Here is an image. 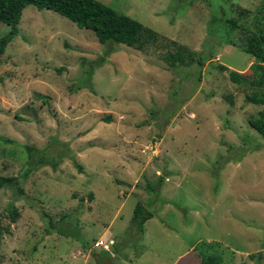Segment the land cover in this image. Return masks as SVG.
Segmentation results:
<instances>
[{"label": "rangeland", "instance_id": "374dc122", "mask_svg": "<svg viewBox=\"0 0 264 264\" xmlns=\"http://www.w3.org/2000/svg\"><path fill=\"white\" fill-rule=\"evenodd\" d=\"M100 1L154 36L102 44L28 5L2 55L0 177L17 180L0 185V264H264V136L249 123L264 104L246 101L264 89L230 78L259 77L244 47L264 0ZM214 15L241 27L212 32Z\"/></svg>", "mask_w": 264, "mask_h": 264}, {"label": "trees", "instance_id": "16d2710c", "mask_svg": "<svg viewBox=\"0 0 264 264\" xmlns=\"http://www.w3.org/2000/svg\"><path fill=\"white\" fill-rule=\"evenodd\" d=\"M28 5H34L39 10L49 9L53 10L72 22L78 25L80 28H86L91 30L98 41L102 44H125L130 47H143L142 38L146 34L152 38L154 31L147 29L137 19L119 12L110 5L103 3L100 0H0V22L7 24L10 29L7 33L0 37V64H2V55L6 51L7 45L18 34V24L21 20L24 9ZM264 13V2L257 8V14ZM256 14V15H257ZM224 22L228 28L235 30L237 27H241L239 22L234 18H221L216 15L210 23L211 31L215 22ZM258 25L263 26L257 28L255 32H252L248 39L247 44L244 47V51L253 55L255 62L252 63L251 69L254 74L259 77L254 80H249L247 77L241 75L236 71L230 72V78L236 83H249L254 86H258L264 89V16L257 18ZM230 43H233L232 39H229ZM112 51V50H110ZM189 54L193 55V52ZM203 57L200 54L197 58L198 63L202 61ZM178 61H184V55L179 57H173L172 65H176ZM248 103L264 104V92L248 94L246 96ZM105 121L110 122L109 117ZM250 125L255 128L262 136H264V112L259 117L249 120ZM0 139H4L0 135ZM68 150H72L68 147ZM38 155V157H36ZM48 153L44 150L33 149L29 153L30 160L37 159V164L53 163L57 166L58 163L55 160L50 159ZM36 166V165H35ZM78 168L82 171L83 168L77 163ZM162 177L158 180L157 185H161L163 182ZM17 180L16 177H0V185L14 183ZM148 187L154 190V186L150 183ZM18 211L12 212V220L17 221ZM154 216L147 207L139 203L135 208L133 221L138 225L139 229L143 231L145 222ZM1 246V238H0ZM104 254H109L108 250L103 251ZM261 259V255L258 257ZM202 264H222V259L215 254H203Z\"/></svg>", "mask_w": 264, "mask_h": 264}, {"label": "built area", "instance_id": "2783aa9c", "mask_svg": "<svg viewBox=\"0 0 264 264\" xmlns=\"http://www.w3.org/2000/svg\"><path fill=\"white\" fill-rule=\"evenodd\" d=\"M96 246H107V243H106V241H104V240H99V241H97V243H96Z\"/></svg>", "mask_w": 264, "mask_h": 264}]
</instances>
